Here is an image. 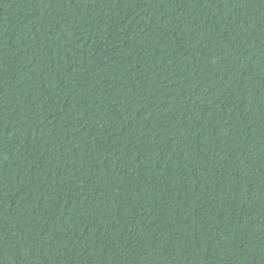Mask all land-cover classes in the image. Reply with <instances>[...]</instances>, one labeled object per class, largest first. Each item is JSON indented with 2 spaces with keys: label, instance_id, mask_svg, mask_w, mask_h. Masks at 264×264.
<instances>
[{
  "label": "trees",
  "instance_id": "obj_1",
  "mask_svg": "<svg viewBox=\"0 0 264 264\" xmlns=\"http://www.w3.org/2000/svg\"><path fill=\"white\" fill-rule=\"evenodd\" d=\"M0 264H264V0H0Z\"/></svg>",
  "mask_w": 264,
  "mask_h": 264
}]
</instances>
